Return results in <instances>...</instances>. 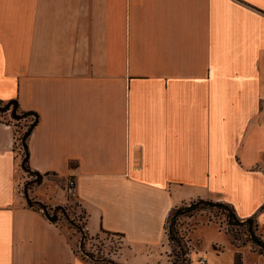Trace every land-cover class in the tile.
Masks as SVG:
<instances>
[{
  "label": "crops",
  "instance_id": "1",
  "mask_svg": "<svg viewBox=\"0 0 264 264\" xmlns=\"http://www.w3.org/2000/svg\"><path fill=\"white\" fill-rule=\"evenodd\" d=\"M11 101L37 115L26 162L41 182L28 206L34 176L0 120V264H88L67 209L85 238L119 235L110 264H170L169 214L199 198L264 234V0H0Z\"/></svg>",
  "mask_w": 264,
  "mask_h": 264
},
{
  "label": "rangeland",
  "instance_id": "2",
  "mask_svg": "<svg viewBox=\"0 0 264 264\" xmlns=\"http://www.w3.org/2000/svg\"><path fill=\"white\" fill-rule=\"evenodd\" d=\"M3 106V105H0ZM0 120L9 121V118H5L0 116ZM33 187V186H31ZM29 187V189L31 188ZM65 196V194L63 193ZM66 201L72 202L73 199L64 197ZM68 215V219L73 225H80L83 221V214L81 211H72L70 209ZM59 213V212H58ZM57 213V216L62 219L61 215ZM70 215L72 217H70ZM203 224H212L208 226L198 227ZM73 225H71L68 221L62 220V227L66 232L72 233V244L73 249L77 252H80V238L81 235L75 236L72 230ZM178 234L182 235V241L194 254L198 253V256L211 257L213 262L225 263L227 259L232 254V251H235L236 256H240L242 252H245V264H252L250 257L254 256V254H250L247 252L257 253V251L251 247L250 245H246L237 249L233 245L230 244L227 236L224 234V231L227 229L225 224L224 217L221 215L215 214L209 210H200L199 212L193 214L191 217H184L178 219ZM198 227V228H197ZM196 229V230H195ZM195 230V231H194ZM194 231V232H193ZM193 232V233H192ZM184 233V236H183ZM192 233L190 236L189 234ZM263 236H262V235ZM257 235H260L261 239H264V234L259 230ZM243 237L240 238L238 245H242ZM264 241V240H263ZM120 238L116 236L99 234L91 238H85L83 242V251L86 255L85 260H87L88 264H97V262L101 264H110L106 263L109 261V256L111 252L115 251L120 244ZM170 247V246H169ZM233 249H231V248ZM170 255L171 258L168 262L170 264H180V261L183 257L182 253L175 250L174 247H170ZM258 254V253H257ZM255 257V256H254ZM94 261V262H93ZM103 262V263H102ZM167 262V263H168ZM186 264H190L189 261Z\"/></svg>",
  "mask_w": 264,
  "mask_h": 264
},
{
  "label": "trees",
  "instance_id": "3",
  "mask_svg": "<svg viewBox=\"0 0 264 264\" xmlns=\"http://www.w3.org/2000/svg\"><path fill=\"white\" fill-rule=\"evenodd\" d=\"M16 114L19 116L24 115V117H22L19 120L13 119L9 112L0 113V116L9 118V121H5V122H10V123L13 122L14 126L16 127L15 149L19 148V150L22 151L21 157L23 159L24 156L27 154V146L26 143L24 145L22 144V138L23 135L28 130H32L35 127L37 115L33 112L19 111L18 107L16 108ZM25 167L29 170L27 162L25 163ZM37 209L45 210V207L37 206ZM200 210H209L215 214L224 217L225 224L227 226V229L224 231V234L227 236L231 245L239 249L240 247L246 246L248 244L251 247H253L258 254L264 255V241L261 239L260 235H257L258 224L256 222L255 217H250L245 220L240 219L237 216L236 211L232 205L220 201H214L211 199H200V198L190 201L189 203H185L179 207H176L170 212L166 226V235L170 247L171 246L174 247L175 250H178L179 253L181 252L182 255L186 253L188 248L182 241L183 238L182 235L178 234V229H177L178 219L184 217H191L193 214L199 212ZM63 220L69 222L68 216L66 214ZM69 223L73 225V223L71 222ZM75 226L78 225L74 224L73 229L77 233H79L78 229ZM78 227L82 229L83 224H80ZM111 236H116L120 238L119 235H111ZM242 237H243V241H242L243 243L242 245H238V242ZM80 252L84 253L83 249L82 251L80 250ZM106 263H111V261H107ZM97 264H101V263L97 262Z\"/></svg>",
  "mask_w": 264,
  "mask_h": 264
},
{
  "label": "water",
  "instance_id": "4",
  "mask_svg": "<svg viewBox=\"0 0 264 264\" xmlns=\"http://www.w3.org/2000/svg\"><path fill=\"white\" fill-rule=\"evenodd\" d=\"M16 108H17V103H16L15 101H11V102L6 103V104L3 105V106H0V113L9 112L10 115H11V117H12L13 119H17V120H19V119H21L22 117H24V115H21V116L17 115V114H16ZM30 131H31V130H28V131L23 135V138H22V144H23V145L25 144V140H26L27 136L29 135ZM26 161H27V154L24 156L23 160L21 161V165H20V166H21V169H22L23 171H25L26 173H29V174H31L32 176H34V178L31 179L30 181H27V182L25 183V185H24V187H23V197H24V199H25L26 204H27L28 206H32L33 204H35V202L32 201L31 199H29V197H28V187H30V186L33 185V184L40 183V182H41V175H40L39 173H37V172H32V171L28 170V169L25 167V163H26ZM57 211H60V212L64 213V209H63L62 207H57V208L55 209V211H54V215H53V217H52V218H49V220H50L51 222H55V221H56V219H57L56 212H57ZM75 227L78 229V231H79V233H80V235H81L79 246H80V250L82 251V249H83V242H84V240H85V233H84L83 230H82L81 228H79L78 226H75Z\"/></svg>",
  "mask_w": 264,
  "mask_h": 264
},
{
  "label": "built area",
  "instance_id": "5",
  "mask_svg": "<svg viewBox=\"0 0 264 264\" xmlns=\"http://www.w3.org/2000/svg\"><path fill=\"white\" fill-rule=\"evenodd\" d=\"M63 192L68 198L74 199L76 197V186L72 178H68L65 181L63 186ZM169 259L171 258L169 257ZM187 261H189L190 264H207V260L204 256H196L192 253L191 250H187L186 253L183 254L180 264H186Z\"/></svg>",
  "mask_w": 264,
  "mask_h": 264
}]
</instances>
